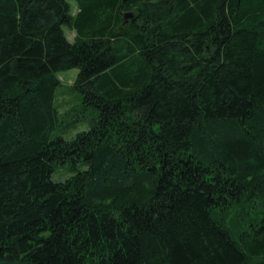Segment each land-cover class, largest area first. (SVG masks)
Segmentation results:
<instances>
[{
	"label": "trees",
	"instance_id": "trees-1",
	"mask_svg": "<svg viewBox=\"0 0 264 264\" xmlns=\"http://www.w3.org/2000/svg\"><path fill=\"white\" fill-rule=\"evenodd\" d=\"M75 1L0 0V264H264V0Z\"/></svg>",
	"mask_w": 264,
	"mask_h": 264
},
{
	"label": "rangeland",
	"instance_id": "rangeland-1",
	"mask_svg": "<svg viewBox=\"0 0 264 264\" xmlns=\"http://www.w3.org/2000/svg\"><path fill=\"white\" fill-rule=\"evenodd\" d=\"M69 2L72 13L77 10V3L75 0H66ZM65 35L69 41H73L74 32L63 27ZM77 68L60 72L59 78L61 84L57 87L54 98V107L57 110V118L52 130L51 136H63L70 138L77 132L88 128L92 118L95 117L96 112L92 106H85L82 103V94L76 90L72 83L77 75ZM68 173L62 169H56L51 175L52 180H61L66 177Z\"/></svg>",
	"mask_w": 264,
	"mask_h": 264
},
{
	"label": "water",
	"instance_id": "water-1",
	"mask_svg": "<svg viewBox=\"0 0 264 264\" xmlns=\"http://www.w3.org/2000/svg\"><path fill=\"white\" fill-rule=\"evenodd\" d=\"M131 17H132L131 13H126V14H125V18H126V20H128V19L131 18Z\"/></svg>",
	"mask_w": 264,
	"mask_h": 264
},
{
	"label": "crops",
	"instance_id": "crops-1",
	"mask_svg": "<svg viewBox=\"0 0 264 264\" xmlns=\"http://www.w3.org/2000/svg\"><path fill=\"white\" fill-rule=\"evenodd\" d=\"M77 11V10H76Z\"/></svg>",
	"mask_w": 264,
	"mask_h": 264
}]
</instances>
